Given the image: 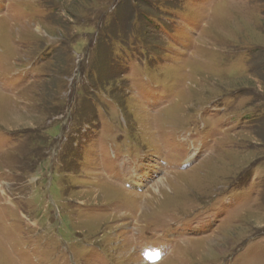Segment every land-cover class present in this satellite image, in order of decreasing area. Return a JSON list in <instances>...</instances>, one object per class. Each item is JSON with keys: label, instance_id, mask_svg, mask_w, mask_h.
<instances>
[{"label": "rangeland", "instance_id": "rangeland-1", "mask_svg": "<svg viewBox=\"0 0 264 264\" xmlns=\"http://www.w3.org/2000/svg\"><path fill=\"white\" fill-rule=\"evenodd\" d=\"M0 264H264V0H0Z\"/></svg>", "mask_w": 264, "mask_h": 264}, {"label": "bare ground", "instance_id": "bare-ground-1", "mask_svg": "<svg viewBox=\"0 0 264 264\" xmlns=\"http://www.w3.org/2000/svg\"><path fill=\"white\" fill-rule=\"evenodd\" d=\"M161 180H162L161 182H163L164 179H161ZM159 182H160V181H159ZM131 184H134V182L132 181ZM138 184H139V182H138ZM138 184H137V185H138ZM137 185H135V186H137ZM161 260H162V259H161Z\"/></svg>", "mask_w": 264, "mask_h": 264}]
</instances>
